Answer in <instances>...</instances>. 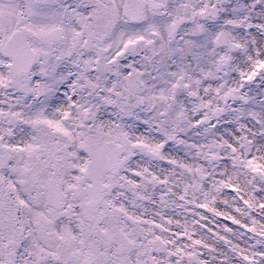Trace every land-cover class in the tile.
Segmentation results:
<instances>
[{
  "label": "snow or ice",
  "instance_id": "1",
  "mask_svg": "<svg viewBox=\"0 0 264 264\" xmlns=\"http://www.w3.org/2000/svg\"><path fill=\"white\" fill-rule=\"evenodd\" d=\"M0 264H264V0H0Z\"/></svg>",
  "mask_w": 264,
  "mask_h": 264
}]
</instances>
